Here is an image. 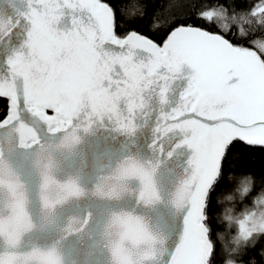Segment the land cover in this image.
<instances>
[{
  "label": "snow or ice",
  "instance_id": "obj_1",
  "mask_svg": "<svg viewBox=\"0 0 264 264\" xmlns=\"http://www.w3.org/2000/svg\"><path fill=\"white\" fill-rule=\"evenodd\" d=\"M257 38L264 0H0V264H264Z\"/></svg>",
  "mask_w": 264,
  "mask_h": 264
},
{
  "label": "water",
  "instance_id": "obj_2",
  "mask_svg": "<svg viewBox=\"0 0 264 264\" xmlns=\"http://www.w3.org/2000/svg\"><path fill=\"white\" fill-rule=\"evenodd\" d=\"M58 159H63V157H58ZM54 175L60 179L64 180L67 178L69 175V172L66 171L64 168L57 167L54 169ZM28 185H29V194L30 198L32 200V206L34 210V214H38V209H39V191H38V185H39V176H38V169L36 168H31L29 172L25 176ZM58 220L62 221L63 217L60 213L57 214ZM100 264H107V257L106 254H102L100 252H97V257ZM73 259L75 257L69 256L67 254V250L65 249V261L66 264H72Z\"/></svg>",
  "mask_w": 264,
  "mask_h": 264
},
{
  "label": "trees",
  "instance_id": "obj_3",
  "mask_svg": "<svg viewBox=\"0 0 264 264\" xmlns=\"http://www.w3.org/2000/svg\"><path fill=\"white\" fill-rule=\"evenodd\" d=\"M216 22L218 23V25L220 26H224L227 25L229 27H231L233 25V23H243L242 21L239 20V18H237L236 21H234L232 19V17L226 12V11H222L220 13V15L218 17H216ZM247 25H245L246 27ZM258 42H257V47H264V38H257ZM260 161L256 160V164L259 165ZM229 195H233L232 193H224V198H225V208L231 207L232 206V201H229L227 199V197ZM237 196L239 195L238 193L236 194ZM260 200H264V192H259L257 191L255 197H253V202H252V210L254 209V204L255 201H260ZM226 225H227V221H225ZM222 246L226 247L227 251H231L232 249L237 248L239 245L237 243L236 240V234L234 232H230L228 230V228H225V232L223 234V240L221 241Z\"/></svg>",
  "mask_w": 264,
  "mask_h": 264
},
{
  "label": "rangeland",
  "instance_id": "obj_4",
  "mask_svg": "<svg viewBox=\"0 0 264 264\" xmlns=\"http://www.w3.org/2000/svg\"><path fill=\"white\" fill-rule=\"evenodd\" d=\"M254 209L252 211H255L257 214L260 212H264V200L255 201Z\"/></svg>",
  "mask_w": 264,
  "mask_h": 264
}]
</instances>
